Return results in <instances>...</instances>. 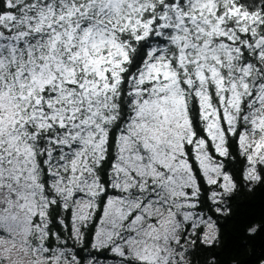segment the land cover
I'll return each instance as SVG.
<instances>
[{
	"label": "snow or ice",
	"instance_id": "1",
	"mask_svg": "<svg viewBox=\"0 0 264 264\" xmlns=\"http://www.w3.org/2000/svg\"><path fill=\"white\" fill-rule=\"evenodd\" d=\"M258 192L264 0H0V264H224Z\"/></svg>",
	"mask_w": 264,
	"mask_h": 264
},
{
	"label": "trees",
	"instance_id": "2",
	"mask_svg": "<svg viewBox=\"0 0 264 264\" xmlns=\"http://www.w3.org/2000/svg\"><path fill=\"white\" fill-rule=\"evenodd\" d=\"M264 211V192H258L250 200V206L241 208L240 212L245 217H258ZM226 248L222 257L224 264H230L231 260L235 259L238 264H257L261 246L264 245V237L257 236L248 238L244 235L243 227L226 231L225 234ZM251 248L250 254L247 250Z\"/></svg>",
	"mask_w": 264,
	"mask_h": 264
}]
</instances>
